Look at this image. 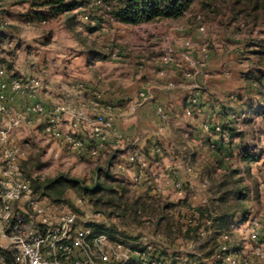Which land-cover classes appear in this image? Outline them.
<instances>
[{
  "label": "rangeland",
  "instance_id": "374dc122",
  "mask_svg": "<svg viewBox=\"0 0 264 264\" xmlns=\"http://www.w3.org/2000/svg\"><path fill=\"white\" fill-rule=\"evenodd\" d=\"M0 1V67H5L10 73L17 76L42 78L49 87L50 95H55L56 103L64 102L63 93L70 95L74 82L82 81L90 85L95 83L94 81L99 77L105 79L102 86L111 91L116 90L120 85L119 89L124 88L131 101L136 100L139 91L147 89L149 85L164 86L165 81L169 82L170 75H178L171 69H164L161 66L167 39H170L177 49H180L187 39L191 40L194 44V53L196 55L200 53L198 55L200 59L204 58L200 51L203 35L198 32V24L191 15L180 20L182 22L178 25L184 27L182 31L176 30L178 25H168L167 33H163L165 27L160 28V26H150V24L127 27L104 22L102 30L90 32L86 26L92 22L87 16H98L96 12H87V15L80 16L74 23L68 19L70 15L61 16L48 23H31L32 10L28 0ZM245 8L244 5L236 4V0H218L206 8L198 3L192 8L193 15H201L209 29L210 48L205 72L212 75L218 70L223 74L227 70L231 71V76L226 78L228 80H225V85L223 84L224 80H219L216 85L210 83V80L207 82L201 80L205 87L200 95L206 94L205 101L219 105L224 102H234L230 98V95L234 93H243L246 99L252 97L256 101H260L257 97L258 92L248 91V88L241 85L234 86V82L237 83L240 78H244V73L247 70L264 68V61L255 54L264 41V17L261 15L258 22L248 19L241 13ZM242 24H244L243 27ZM238 34L243 37L241 41L235 40V36ZM116 48L121 51L120 60L111 58V54ZM140 64L144 65V70L137 78ZM162 70H165L164 75L160 74ZM179 76L182 81L175 80L178 88L176 86V89L171 91L176 93V101L167 99L169 100L167 102L165 97L161 96L163 99H161V103L159 102V105H164L162 102L167 104L165 106L169 114V119L165 123L167 130L163 131L161 135L152 137L163 147V154L151 156L147 184H153L154 180L158 179L157 186L153 188L160 187L162 191L159 194H154L147 184L142 186L134 184L133 168L128 167L127 164L128 149H112L111 154L79 160L62 149L60 143L55 141L54 144L39 127L25 129L17 134V139L21 143L29 145L30 156L23 163L27 177L33 182L36 180L44 182L54 180L59 176H66L71 180L81 182L86 187H93L99 181L98 177H101L102 181L109 179L112 184L114 181L122 184L129 190L131 197L160 195L165 203L174 204L171 216L175 218L176 223L182 225V229L183 224L179 215L182 208L190 213L194 210L197 211V208L203 207L201 203L205 200L208 205L206 209L210 210V215L213 214V204L219 197L218 183L229 176L226 175L224 169L215 164V152H221V150L212 148V145L214 142L217 145L219 139L213 133L203 132L202 124L206 120L203 123L201 115L187 118L183 113V108L189 97L195 94V87L199 81L195 80V82L187 84L184 83L185 79L180 74ZM121 77L124 78L121 79ZM179 85H186L187 89ZM222 86H224V90L221 89ZM188 87L191 90L188 91ZM211 88L218 89L217 94H212L209 90ZM161 91L165 94L169 90L163 88ZM110 95L114 98L116 91ZM178 103L180 104L178 107L181 108L176 111L175 107ZM253 104L255 103L253 102ZM256 110L257 113L251 112L259 115L264 114V107H258ZM257 123L259 122H253L254 125ZM242 124L244 125V123ZM260 124H263L264 128V122H260ZM157 125H159L157 122L149 123L147 125L149 128L144 130L149 131L152 135L151 133L157 131ZM224 126L229 132V138L222 139L225 146L238 145L244 141L248 147L251 146L248 150L256 145L261 146L258 152L253 153L259 159V162L253 165L247 163L246 166L244 164L245 153L241 149L234 152L233 146H231L229 150L232 153L225 149L222 153L230 155L231 168L239 170V175L236 178L232 177L228 180L234 181L241 177L243 179L242 186H247L250 189L245 199L246 218L254 213L263 214L262 237L264 239V188L261 189V185L264 184V137L263 142L259 138V135L264 134V131L262 129L261 133L257 132L258 135H255V131L242 133L241 130L238 131L227 124ZM198 137L201 138V141H198ZM148 143L146 141L144 144L146 146L141 147L146 154H148ZM54 151L55 153L61 151L59 158H54ZM114 154L116 155L113 157ZM26 162L31 163L25 166ZM240 162L244 164L243 169ZM169 165L181 167V173L185 178L182 181H188L185 193L187 197L196 195L195 199L181 198L173 185L167 183L166 169ZM231 186L234 185L231 184ZM36 193L41 199L52 204L57 211L100 214L95 218L98 225H105L107 228H111L114 223L119 225V221L110 220L105 213L95 211L93 203L75 189H68L65 194V198L70 202H55V200L43 196L41 192L37 191ZM80 199L83 201L81 204L78 202ZM237 217L241 219L242 213L238 212ZM103 218L107 219V224H103ZM206 220H208L207 216L200 219V224L203 225L202 231H206ZM119 231L126 232L127 237L120 236V234L119 236L122 241L133 248L147 251L150 256L166 257L175 264H182L184 261L199 264L201 260L213 256L209 253L216 245L212 241L211 231L206 237L197 235L194 239L187 238L184 235L185 232H175L176 235H170L163 229L162 231L158 230L153 219H144L140 222L130 221L126 226L119 227ZM149 245L152 250L148 249ZM231 246L232 253L241 262L248 260L251 264H261L253 254L252 245L240 234L232 235Z\"/></svg>",
  "mask_w": 264,
  "mask_h": 264
},
{
  "label": "built area",
  "instance_id": "2783aa9c",
  "mask_svg": "<svg viewBox=\"0 0 264 264\" xmlns=\"http://www.w3.org/2000/svg\"><path fill=\"white\" fill-rule=\"evenodd\" d=\"M1 9V1H0ZM114 23L113 18H109ZM93 25L95 21H91ZM198 32L203 35L200 51L203 59L194 53V44L187 39L180 49H177L170 39L166 40L161 66L180 72L184 78L197 80L201 75L204 82L208 81L209 73L205 67L209 57L210 39L209 29L201 15L196 16ZM244 24H242V27ZM176 30L184 27L178 25ZM242 35L235 36L241 41ZM113 60L121 59V51L116 48L111 54ZM144 70V65L138 67L137 78ZM165 70L160 72L164 75ZM226 77L231 71H225ZM245 79V78H244ZM205 87L199 83L195 87V94L191 96L183 113L187 118L204 114L200 92ZM252 87L261 89L262 85L252 81ZM75 90L73 99L66 95L62 103H55V99L43 100L42 94L49 87L38 76H17L6 68L0 67V264H132L134 260L149 262V252L138 250L117 237L97 230L95 220L98 215L81 214L74 211H57L52 204L44 201L34 191L32 180L27 177L23 163L30 156L28 143H21L17 134L25 129L39 127L44 135L61 144V148L79 160L98 158L109 152V140L112 139L114 149H128L127 164L134 168L133 182L136 186L147 184V172L151 168V156L162 155L163 147L155 141L148 145L146 154L140 143L141 137H126L117 127L118 117L111 104H101L100 100L106 95V90L97 94L96 100L86 102L89 87L85 82L76 81L72 84ZM167 88H176L174 82H168ZM230 98L236 100V94ZM153 99L151 89L140 90L136 101L131 106L132 113H136L145 103ZM157 116L161 121L168 119V111L162 105L156 107ZM223 111L215 109L211 114V121L202 125L203 132L213 133L220 139L227 140L229 132L225 129ZM246 113L228 115L229 125L240 129ZM65 123L70 125L64 130ZM60 148V149H61ZM212 148H217L216 144ZM261 146L256 145L250 151L256 153ZM61 151H54V158H59ZM229 160V159H228ZM124 169V167L119 166ZM190 172V169L188 170ZM168 181L178 191L181 198L195 199L196 195L185 193L188 181L179 179L181 167L169 165L166 169ZM154 182L157 184L158 179ZM264 184L261 185V189ZM162 191L160 187L153 189L154 194ZM83 202L81 199L78 201ZM206 207L207 201H202ZM183 230L199 224L201 215L196 211L191 213L184 208L180 210ZM103 224L107 219L103 218ZM205 223L211 226V220ZM263 214L254 213L244 224L233 223L232 233H238L249 241L253 254L261 264H264V239L262 237ZM209 232H204L206 237ZM231 232L224 233L217 252L199 264H251L248 260L241 262L232 253ZM152 250L151 245L148 246ZM151 264H167L165 260L152 261ZM182 264H192L184 261Z\"/></svg>",
  "mask_w": 264,
  "mask_h": 264
},
{
  "label": "trees",
  "instance_id": "16d2710c",
  "mask_svg": "<svg viewBox=\"0 0 264 264\" xmlns=\"http://www.w3.org/2000/svg\"><path fill=\"white\" fill-rule=\"evenodd\" d=\"M28 1L32 10L31 23H48L64 15H70L68 19L71 23H74L80 16L87 15V12H96L98 16H87L90 21H95L96 24L92 25L88 23L86 26L90 32H96L104 28V22L110 25L119 24L133 27L166 20L179 21L190 15L196 20L197 15H193L192 13V8L196 4L200 3L202 7L206 8L218 0ZM236 4L244 5V8L246 7L241 13L248 19L258 22L261 15L264 17V0H236ZM110 17L115 20L114 23L109 21ZM243 20L246 19L243 18ZM255 54L264 61V41L260 44V49ZM244 78L251 83L252 81H256L262 86L264 84V72L257 69L244 73ZM215 153V164L217 167L224 169V172L229 177L223 178L218 183L219 197H217L213 204V214L210 215V210L206 209V207L197 208V212L201 215V218L207 216L208 220L212 222L211 226L205 225L206 231H211L212 241L216 244L209 255H214L217 252L224 233L231 232V235L234 234L231 230L233 223L241 225L246 223L251 217L246 218L245 216L247 213L245 199L250 189L247 186H242L243 179L241 177L234 181L228 180V178H236L239 175V170L231 168V162L225 158L222 152L217 151ZM244 153V161L246 163L254 164L259 162V159L250 150L247 149ZM106 154L111 153L107 152ZM30 163L26 162L24 165L28 166ZM98 179L99 181L93 187H86L81 182L71 180L66 176H59L54 180L44 182L40 180L32 181V185L35 192H41L43 196L49 197L55 200V202H70L65 198V194L68 189L77 190L84 198H88L93 203L95 211L105 213L110 220L115 219L119 221V225L114 223L111 228L105 226H98L97 228L99 232L107 233L114 238L117 237L119 240H121L120 236L127 237L125 231H119V227L126 226L130 221L140 222L144 219H153L158 230L162 231L163 229L170 235H176L175 232H185L184 235L187 238L194 239L197 235L202 236L206 232L202 231L203 225L200 224L201 221L197 226L190 227L187 231H184L182 225L180 226L176 223L175 218L171 216L174 204L165 203L160 195L131 197L129 190L122 184L114 181L113 184L115 185H113L109 179L104 181L101 180V177H98ZM231 184L234 186H231ZM238 212L242 213L241 219L237 217ZM149 259V262L134 260L132 264H151L150 262L152 261L165 260L163 257L157 256H149ZM170 264L175 263L172 262Z\"/></svg>",
  "mask_w": 264,
  "mask_h": 264
},
{
  "label": "crops",
  "instance_id": "0c3cea01",
  "mask_svg": "<svg viewBox=\"0 0 264 264\" xmlns=\"http://www.w3.org/2000/svg\"><path fill=\"white\" fill-rule=\"evenodd\" d=\"M181 22L182 21H180V20L179 21L166 20V21H161L159 23L150 24V26H160V28L165 27V29L163 30V33H167V29H168L167 26L168 25H178V24H181ZM199 54L197 53V56ZM253 70L254 69H249L245 73H248V72L253 71ZM257 70L264 72V68H260L259 67ZM171 71L174 72V73H177L178 75H173L174 77L170 75L169 82H174L175 80H178L179 82H181L182 80H181L179 74L181 75V77L183 79H185L184 83L189 84V83L195 82V80H193V79L184 78V76L180 72H178L176 70L171 69ZM210 77L212 79H209ZM122 78H124V77H121V79ZM207 78H208V81L210 80L209 82L213 83L214 85H216L219 80H224L223 84L225 85V80H228V79H226L227 77L223 74V72H221L219 70L215 71L214 74L208 76ZM204 79L205 78H203V76L201 75L197 80L201 81V80H204ZM94 82L95 83H92L94 85L87 84L88 87L90 88L89 91L86 93V102H87V104H89L92 100H96L97 94H99L102 90H106V95H104L101 99H99L100 103L101 104L109 103V104L112 105L113 111L118 117L117 127H118L119 131L124 136H126V137H141L142 142L140 143V146L142 147V146H146V145H144V144H146V141L151 143L152 140L154 139L152 137L157 136V135H161L163 131L167 130V128L165 127V123L169 119V116H168V119L166 121H164V122L161 121L159 119V117L157 116L156 107L159 106V102L161 103V99H163V98H161V96L162 97L164 96L165 100L167 102L169 101L167 99H170V101H173V102L176 101V99H177L176 93L171 92L172 90L167 88V84L166 83H168V80L165 81L164 86H160V84H158L159 86H155V85H149L148 86L147 89H151L152 94H153V99L150 102L145 103L144 105H142L136 113H132V111H131V106L136 100L131 101L129 95L126 93V91H124V88L119 89L120 85L118 86L119 88H117L114 91H111L110 89H106V88H104L102 86L103 83L105 82V79H102L101 77H99V79L95 80ZM97 84H99V85H97ZM236 85H238V86L241 85L244 88H248L249 89L248 91H256V92H258L259 95L257 97L260 99V101H256V99L252 98V97L249 98V99H246V97L243 95V93L242 94L241 93H234L237 96L236 101L230 102V103L224 102V103H222V105H219V104H215V103H213L211 101H205L204 98H205L206 94L205 95L202 94L201 95V103H202V105L204 107V110H205L204 114L201 115L203 123H204L205 120H206L205 122H210L211 121V114H212V111L215 110V109L216 110L217 109H221L223 111L224 115H223V118L220 119V121L222 123H224V124H227V126H229V127H230V125L228 124L229 123L228 115L230 113H236V114H239V115L242 114V113H246L247 114V118L242 120V122H241V125H243L242 123H244V125L241 126L240 127L241 129H239L238 131L241 130L242 133L244 131L249 132V133H252V132L255 131V135H258L257 132L261 133L262 129L264 131L263 124H260V122H262V123L264 122V114H260V115L256 114L257 113L256 108L264 107V84H263L262 88L259 89V91H258V89H255V88L252 87V83L251 82H248L244 78L243 79L240 78L239 82H237V83L234 82V86H236ZM176 86H177V84H176ZM179 86L183 87L184 89H187L186 85H179ZM223 87L224 86H222L221 89H223ZM163 88L169 90V91L166 92L167 94L166 93L163 94V92L161 91ZM177 88H178V86H177ZM175 89H173V90H175ZM189 90H191V89H189V87H188V91ZM209 90H210V92L212 94H214V93L217 94V91H218V89L217 90H213L212 88L209 89ZM115 91H116V96L113 98L110 94H112V92H115ZM64 92H67V91H64ZM50 94H51V92H49L48 89L45 90L44 93L41 96V99L48 100L50 98H52V99L56 98V97H54L55 95H50ZM74 94H75V90L71 86L70 95L67 94V93H63L64 100L68 99V98H66V95H69L70 99L72 100L73 97H74ZM252 101L255 104L252 105V103H253ZM55 103H56V99H55ZM162 103H164V105H162L163 107H165L167 105L166 102H162ZM178 106H180L179 103L175 107L176 111H179L180 108H181V107H178ZM251 108H252V110H250ZM251 111H254L256 113L253 114ZM155 122H157V124L159 123V125H157V127H156L157 131H155L154 133H151L152 135H150L149 131L144 130V129L145 128H149L147 126L149 123H155ZM253 122H259V123H257V125H254L255 123L253 124ZM63 128H64V130H69L70 129V125L68 123H65ZM199 137H198V141L201 139ZM216 137L219 139V141H218L219 143H217V149L221 150V152H223L224 149H225L226 151L228 150V151H230V153H232V151L229 150V148L231 146H233L232 150L234 152L237 149H241L244 152L249 147H251V146L248 147V145H246L245 141H244V143H240L238 145L225 146V143H222V139H220V137H218L217 135H216ZM263 137H264V134H261V136L259 135V138L262 139L261 142H263ZM236 140H238V139H236ZM257 141H258V139H257ZM149 143L147 144V146L149 145ZM214 144H215V142H214ZM108 147H109V152H111L112 149L115 148L113 143H112V139L109 140V146ZM114 155H116V154H114ZM223 155L225 156V158L227 160L231 159L230 155L227 156L224 153H223ZM242 163L240 162V166L243 169L244 168L243 165L246 164V166H247V163L246 162L244 164H242ZM251 165H253V164H251ZM134 172H135V169L133 168V173ZM179 179L180 180H185L183 173L180 174ZM167 183L169 185H172L169 181H167ZM153 184L152 183H148L147 184L148 187L150 189H152L151 191H153V189H154L153 187L154 186H157L156 183H153ZM145 188H147V187L145 186ZM164 259L167 261V264L171 263L170 259L168 260V258H166V257Z\"/></svg>",
  "mask_w": 264,
  "mask_h": 264
}]
</instances>
